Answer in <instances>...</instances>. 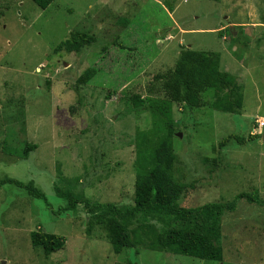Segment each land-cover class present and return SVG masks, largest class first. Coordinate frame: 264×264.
<instances>
[{
  "label": "rangeland",
  "instance_id": "obj_1",
  "mask_svg": "<svg viewBox=\"0 0 264 264\" xmlns=\"http://www.w3.org/2000/svg\"><path fill=\"white\" fill-rule=\"evenodd\" d=\"M74 30L95 41L54 53ZM185 47L218 53L219 68L241 83L243 100L239 113L171 104L180 133L172 138L173 175L192 184L179 204L226 202L241 192L256 193L260 202L239 199L223 215L221 261L153 249L148 224L132 226L137 249L116 254L103 225L92 222L86 231L82 205L55 213L64 200L53 187L132 203L137 138L166 120L147 107L161 103L148 83ZM87 67L97 73L79 85ZM134 94L143 100L137 109L128 100ZM211 97L210 88L201 94ZM261 117L264 0H53L43 9L32 0H0V177L33 180L46 196L0 186V264H264V126L255 122ZM250 134L259 136L247 140ZM229 135L246 141L220 147ZM25 143L36 148L16 158ZM39 228L63 236L64 247L44 257L29 237Z\"/></svg>",
  "mask_w": 264,
  "mask_h": 264
},
{
  "label": "trees",
  "instance_id": "obj_2",
  "mask_svg": "<svg viewBox=\"0 0 264 264\" xmlns=\"http://www.w3.org/2000/svg\"><path fill=\"white\" fill-rule=\"evenodd\" d=\"M32 1L43 9L53 0ZM94 41L95 37L88 32L74 30L68 39L55 46L53 52L79 51ZM96 73V68L87 67L78 75L76 81L79 85H85ZM148 84V93L152 95L153 90L158 92L154 95H161L158 97L161 103L156 107H147L152 112L155 111L153 116H166V120L161 130L154 126L146 132H140V137L137 138V143L141 138L142 142L136 144L140 147L136 150L137 170L132 203L119 206L112 202L93 201L83 194H77L71 186L54 185L56 196L64 200V205L58 206L55 213L74 212L82 205L88 219L86 231H90L92 222L103 225L106 238L116 254L127 248L137 249L140 239L132 226L148 224L154 229L152 239L148 242L153 249L202 260L221 261L223 215L234 211L239 199L255 204L260 201L256 193L241 192L226 202L210 201L196 207L180 206L179 200L192 184L178 181L173 175L176 155L172 138L177 136V122L173 120L169 110L171 104L177 103L191 109L209 107L223 112L239 113L243 100L242 85L229 72L219 68L218 53L194 50L191 47L182 48L173 67L152 75ZM208 88L212 89V97L202 100L201 94ZM128 100L135 109L143 105L138 94ZM72 110L73 107L70 106L69 111ZM257 136L250 134L246 139L253 140ZM231 139L239 144L246 141L243 137L229 135L218 145L221 147ZM35 148L36 144L25 143L16 158H27L29 152ZM8 156L12 157L10 154ZM4 183L13 184L32 198L46 200L45 194L35 186L33 180L23 182L6 175L0 177V186ZM29 237L33 247H41L44 257L62 249L65 244L63 236L40 228L31 231Z\"/></svg>",
  "mask_w": 264,
  "mask_h": 264
},
{
  "label": "built area",
  "instance_id": "obj_3",
  "mask_svg": "<svg viewBox=\"0 0 264 264\" xmlns=\"http://www.w3.org/2000/svg\"><path fill=\"white\" fill-rule=\"evenodd\" d=\"M256 123L258 128H261L264 125V118L256 119ZM253 132H255V129L253 130Z\"/></svg>",
  "mask_w": 264,
  "mask_h": 264
},
{
  "label": "water",
  "instance_id": "obj_4",
  "mask_svg": "<svg viewBox=\"0 0 264 264\" xmlns=\"http://www.w3.org/2000/svg\"><path fill=\"white\" fill-rule=\"evenodd\" d=\"M175 134H176L177 136H180V133H179V132H176Z\"/></svg>",
  "mask_w": 264,
  "mask_h": 264
},
{
  "label": "clouds",
  "instance_id": "obj_5",
  "mask_svg": "<svg viewBox=\"0 0 264 264\" xmlns=\"http://www.w3.org/2000/svg\"><path fill=\"white\" fill-rule=\"evenodd\" d=\"M262 118V117H261ZM258 119V118H257ZM260 119V118H259ZM255 122H256V120H255ZM254 130V129H253ZM253 133H255V132H253Z\"/></svg>",
  "mask_w": 264,
  "mask_h": 264
},
{
  "label": "crops",
  "instance_id": "obj_6",
  "mask_svg": "<svg viewBox=\"0 0 264 264\" xmlns=\"http://www.w3.org/2000/svg\"><path fill=\"white\" fill-rule=\"evenodd\" d=\"M223 28V27H222Z\"/></svg>",
  "mask_w": 264,
  "mask_h": 264
}]
</instances>
